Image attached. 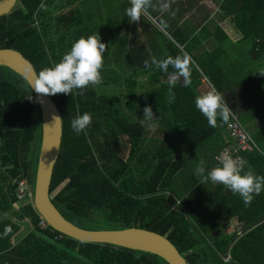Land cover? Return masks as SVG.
Here are the masks:
<instances>
[{
	"label": "trees",
	"instance_id": "16d2710c",
	"mask_svg": "<svg viewBox=\"0 0 264 264\" xmlns=\"http://www.w3.org/2000/svg\"><path fill=\"white\" fill-rule=\"evenodd\" d=\"M215 1L217 20H226L243 43L244 54L259 61L258 67L224 85L220 43L229 35L217 23L213 32L205 25L197 32L189 26L167 29L168 37L151 46L152 56L140 45L144 56L129 61L126 70L111 64L112 59L104 60L98 85L116 86V93H99L97 85H88L68 95H50L61 116L62 137L49 196L62 216L81 228L100 230L84 224L102 223L107 226L102 229L138 227L166 235L189 264H264V190L245 205L239 194L210 181L196 178L181 194L173 187L189 153L204 148L211 169L216 167L213 156L229 143L227 122L218 118L210 127L194 106L202 76L239 121L241 116L249 126V119L257 120L254 130L249 127L260 151L243 155L241 174L264 177V0ZM84 17L74 0H17L0 16V48L20 52L37 74L57 63L72 42L94 31ZM209 37L217 40L213 50L195 55V47ZM160 46L168 49L165 58L184 52L191 56L188 86L177 80L170 89L164 78L173 73L171 66L161 72L151 64L160 56ZM140 74L147 79L138 92ZM146 105L153 112L152 122L142 117ZM84 113L90 114L91 123L74 134L70 121ZM40 138V110L33 92L22 77L0 66V264H167L151 253L80 242L40 227L32 202L19 203L15 197L18 180L26 178L33 187ZM230 219L240 230L222 228ZM22 226L28 231L11 244Z\"/></svg>",
	"mask_w": 264,
	"mask_h": 264
},
{
	"label": "clouds",
	"instance_id": "9594fccd",
	"mask_svg": "<svg viewBox=\"0 0 264 264\" xmlns=\"http://www.w3.org/2000/svg\"><path fill=\"white\" fill-rule=\"evenodd\" d=\"M149 6L150 0H130V6L125 9V15L131 22L137 21L141 15L146 14ZM168 7L167 2L160 5L162 11L167 10ZM157 27L164 30L167 25L164 21H160ZM104 51L105 44L100 42L97 34L78 38L72 42L69 50L57 63L51 67L43 68L37 73L30 84L32 91L48 96L58 93L68 95L74 89L100 84L102 82L100 69ZM191 63L194 62L187 52L177 55L175 58L151 60V64L161 72H167L169 66L174 70L168 81L170 89L179 78H182L184 86L189 85ZM144 67H149V61H144ZM27 97L32 99L31 96ZM194 106L206 118L210 127L216 126L218 118L227 122L232 112L227 107L222 94L214 86H210L209 90L196 96ZM142 113L143 119L147 122H152L155 119L151 108L147 105L143 108ZM90 123V114L84 113L73 118L69 127L74 134L78 135ZM245 164L244 160L237 162L230 155H224L219 166L211 168L207 173L205 162L199 161L194 169V175L200 178L201 183L210 181L225 186L230 192L239 194L244 204L247 205L252 200L253 194H259L264 190V177L254 175L250 171H243L241 174Z\"/></svg>",
	"mask_w": 264,
	"mask_h": 264
},
{
	"label": "water",
	"instance_id": "95a60500",
	"mask_svg": "<svg viewBox=\"0 0 264 264\" xmlns=\"http://www.w3.org/2000/svg\"><path fill=\"white\" fill-rule=\"evenodd\" d=\"M16 3L17 0H0V16L9 13ZM0 66L7 67L22 77L32 91L30 84L37 74L30 61L20 52L11 48H0ZM33 95L40 110L41 138L32 187V206L47 225L80 242L104 243L151 253L163 259L167 264H189L166 235L138 227L84 229L62 216L49 196L53 168L60 153L61 116L50 96L35 92Z\"/></svg>",
	"mask_w": 264,
	"mask_h": 264
},
{
	"label": "rangeland",
	"instance_id": "374dc122",
	"mask_svg": "<svg viewBox=\"0 0 264 264\" xmlns=\"http://www.w3.org/2000/svg\"><path fill=\"white\" fill-rule=\"evenodd\" d=\"M172 1V0H171ZM182 2V0H180ZM189 1V0H185ZM86 7L89 8V11L97 10V15L99 17V23H93L92 18L85 19V22H87L88 25L92 24L94 26V31L89 35L97 34L100 42L105 44V51L102 54L103 55V61L107 60V62L110 60L111 64H118L120 68L125 69V65H130L129 61L140 60L144 56L143 48L138 45V51L136 49H132V44L135 43V46L137 43L141 42V45L145 48L146 52L149 53L150 56H152V47L155 46L156 42L160 45V42L164 40V38L168 37V32L166 29L160 30L157 25L160 23L159 18H155V15L152 11V9L155 6H158L160 4V0H150V6L147 9L146 14L141 15L140 19L137 21H130L129 18L125 15V9L130 6V0H84ZM170 2V0H168ZM84 4V3H83ZM187 4V3H186ZM99 6V7H98ZM182 5H178L180 8ZM94 7V9H93ZM212 7L210 11L212 12ZM150 10V12H149ZM178 12H181L182 10L177 9ZM176 11V8L171 7L170 11L168 13H173ZM154 17V18H153ZM219 16L216 15L215 19H218ZM226 19V18H225ZM137 22L139 23L141 30L138 29ZM222 25L221 27H229L226 20H222L220 22ZM209 27L213 31H215L214 25H210L208 22ZM216 27V26H215ZM137 31V34H133ZM210 29V28H209ZM91 30V26H90ZM224 30L229 35V40H224L220 43L221 47L223 48V51L225 55L224 62H227L223 64L226 66L224 69H226V76L229 81L236 82L237 76L239 72L242 70V67H246L250 62L248 57L244 54L242 47L243 43L239 42L238 39H235L237 37L232 30L229 28H224ZM231 30V31H230ZM149 31V32H147ZM150 41H148V36ZM131 37V43L129 44V40ZM140 40V41H139ZM172 40V39H171ZM237 41V44H234V41ZM207 41H213L212 47L216 46V39L213 37H210L207 39ZM225 42H230L229 46H232L233 48L224 47L227 44ZM145 45V46H144ZM148 45V48L146 46ZM248 46V45H247ZM247 46H245L247 48ZM210 48V47H208ZM210 48V49H211ZM132 49V50H131ZM132 52L134 56L131 55H125ZM126 62V63H125ZM128 69V67H127ZM126 70V69H125ZM251 70V69H250ZM143 85L137 86L138 91H142L145 88V84L143 81L139 80ZM207 83V82H206ZM208 87V84L206 85ZM97 92L101 93H107V94H113L116 93V86L113 85H97L95 86ZM209 88V87H208ZM240 121L242 123V118L240 116ZM247 131L249 133H252L250 127L244 123H242ZM203 160L205 162V170L207 172V168H210V158L208 152L205 151L204 148H199L191 153H189L186 156V164L184 169L178 174L176 177V180L173 184L174 189L178 194L183 193L191 184H193L194 179H200L198 176L194 175V169L198 165L199 161ZM211 186L214 184L212 182L209 183ZM222 225V228L227 227L229 231H238L240 230L239 223L235 219H230L226 222H224ZM84 227L88 228H105L106 225L102 223H85Z\"/></svg>",
	"mask_w": 264,
	"mask_h": 264
},
{
	"label": "crops",
	"instance_id": "0c3cea01",
	"mask_svg": "<svg viewBox=\"0 0 264 264\" xmlns=\"http://www.w3.org/2000/svg\"><path fill=\"white\" fill-rule=\"evenodd\" d=\"M59 0H56V2H58ZM164 2H167L169 7L167 10L162 11L160 8V5ZM84 3V4H83ZM187 3V4H186ZM74 4L78 5V7L82 10L83 15L85 16L84 18H92V22L98 24L99 23V17L97 15V10H92L89 11V8L86 7L84 0H74ZM182 5L183 10L181 12H178L177 9H179L178 5ZM99 7V6H98ZM171 7L176 8V11L173 13H168L171 9ZM214 7L212 9V12L210 11V9ZM94 9V7H93ZM218 12V6L216 4L215 0H189V1H185L182 0V2L180 0H170V2H168V0H160V4L158 6L154 7V15L155 18H159L161 21H164L167 25V29H171V30H175L174 28H181L183 29V27L185 26H189V29L192 30L193 32H197L200 27L202 25H205L207 27L208 31L213 32V30L211 29V27H209L208 22L210 23V25H214L213 27L215 28L216 23L220 26L222 25L217 19H215L216 15ZM154 18V17H153ZM214 20H213V19ZM217 21V22H215ZM137 26L138 29L141 30V27L139 25V23L137 22ZM210 28V29H209ZM221 28H229V27H221ZM136 30V34L137 31ZM187 30V29H186ZM138 35V34H137ZM148 36V35H147ZM210 38V37H209ZM207 38V39H209ZM207 39L203 40L199 45H197L195 47V49L193 50V53L195 55H198L199 53H201L203 50H213L212 47V43L213 41H207ZM140 41V40H139ZM131 43V37L129 40V44ZM227 45L224 47H228L230 42H225ZM238 42L235 40L234 44H237ZM138 45H141V42L137 43L135 46V43L132 44L133 47H138ZM210 47V48H208ZM160 52H158V54H160V56L157 57L156 60H160L165 58V54L169 55L168 53V49H164L163 47L160 46ZM229 48H233L232 46H229ZM222 56L220 58V60L222 61V65L227 63L224 62L225 57L223 55L224 51L221 52ZM251 63H249L246 67H242L241 66V71L238 74V78L237 80L241 79L242 77L246 76L247 74H249L252 70H254L255 68L258 67V63L259 61H256L254 59H250ZM220 62V61H219ZM223 68H225L226 66H222ZM251 69V70H250ZM226 72V69H224ZM226 74V73H225ZM163 77V76H162ZM164 78V77H163ZM171 78V75L168 77H165V80H169ZM138 80L141 81H145L147 79L146 74H140V76L137 77ZM204 76H202L201 79H199V83L197 84L196 90L198 91V93L201 95L204 92H206L209 88L206 86L208 82L207 79ZM178 80L183 81L182 78H179ZM141 83V82H140ZM231 81H229L227 79V76L225 78V83L224 85L226 86L227 84L230 85ZM140 85H143V83H141ZM139 89H137L138 91ZM140 92V91H138ZM257 120L255 119H249L248 124L251 127L252 130H254L257 127ZM226 134V133H225ZM213 160H214V156H213ZM215 166V165H214ZM210 170V169H209ZM208 171V168H207ZM210 186V185H209ZM176 191V190H175ZM27 228L26 227H21L11 238H10V243L11 244H15L26 232H27Z\"/></svg>",
	"mask_w": 264,
	"mask_h": 264
},
{
	"label": "built area",
	"instance_id": "2783aa9c",
	"mask_svg": "<svg viewBox=\"0 0 264 264\" xmlns=\"http://www.w3.org/2000/svg\"><path fill=\"white\" fill-rule=\"evenodd\" d=\"M206 80V79H205ZM208 81V80H207ZM208 87L212 86L207 82ZM209 90V89H208ZM228 107V106H227ZM229 108V107H228ZM225 130L229 143L224 145L214 156L215 165L219 166L224 155H230L234 160L239 162L244 160L243 155L247 152L260 151L255 140L246 128L240 123L236 115L231 112L229 120L225 125ZM33 189L26 178L16 182L15 197L19 203L32 202ZM39 216V226H48L42 216Z\"/></svg>",
	"mask_w": 264,
	"mask_h": 264
}]
</instances>
